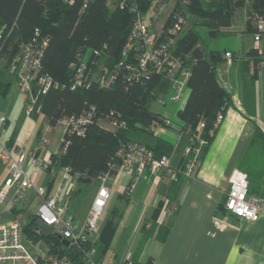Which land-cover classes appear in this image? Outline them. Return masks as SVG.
I'll list each match as a JSON object with an SVG mask.
<instances>
[{
    "label": "trees",
    "instance_id": "1",
    "mask_svg": "<svg viewBox=\"0 0 264 264\" xmlns=\"http://www.w3.org/2000/svg\"><path fill=\"white\" fill-rule=\"evenodd\" d=\"M148 2L143 1L141 7L148 8ZM255 12H264V0H176L164 20L159 39L169 34L180 21L182 29L177 35L174 54L184 58L191 70L187 100L177 111L182 127L175 150L174 143L155 130L158 126L172 127L167 121L170 119L153 108L155 98L169 92L170 80L153 68L143 77H134V71L127 66V62L133 60V54L124 53L133 15L119 6L110 7L106 0H0V27L4 28L0 97L6 96L16 82L19 45L47 38L41 62L43 71L51 74L53 82L38 98V110L33 115L53 125L65 116L89 117L83 133L66 135L70 142L65 152L61 151L60 145L57 152L50 154L51 167H69L71 178L78 182L96 181L105 173L116 176L122 162L118 149L124 143L133 142L147 146L157 158L173 153L172 166L178 172V178L169 180L168 186L174 191L185 177L191 157L185 154L186 146L191 140L203 139L198 155L203 162L221 125L217 123L219 115L224 117L227 108L233 104L231 92L219 77V67L225 60L231 62L239 56L234 51L209 49L198 29L207 27L209 34L216 36L241 22L245 26L242 32L253 34L257 24L245 17ZM226 52L232 54L231 58ZM245 56L250 57L245 63L246 83L251 84L263 57L254 44ZM82 61L87 64V69L81 76V84L75 85L77 67ZM10 64L15 65L13 73L5 69ZM102 79L108 80V84ZM113 121H125L126 126H111ZM243 169L252 187H258L264 173V132L259 127ZM163 205L164 200H161L157 206L158 214ZM37 221L38 217L30 214L23 226V232L29 238H44L49 243V253L68 255L75 264H83V255L78 248L65 245L58 234L45 236ZM170 227V222L159 223L152 217L146 218L141 226L139 248L152 235L165 240ZM84 246L94 247L90 239Z\"/></svg>",
    "mask_w": 264,
    "mask_h": 264
},
{
    "label": "crops",
    "instance_id": "2",
    "mask_svg": "<svg viewBox=\"0 0 264 264\" xmlns=\"http://www.w3.org/2000/svg\"><path fill=\"white\" fill-rule=\"evenodd\" d=\"M236 24L241 28L240 32L245 30L244 25ZM243 32L251 33L252 42L242 45L241 52L225 49L234 51L239 57L231 62L227 59L219 67V77L231 92L233 104L227 108L197 172L193 176H185L174 191L168 186L169 180L163 178L162 170L156 174L147 172L135 178L132 170L124 169L110 181L112 195L101 226L90 235L101 263L107 264L110 258L119 262L133 257L135 264H264V212L258 220L253 221L231 214L222 207L233 172L237 169L246 172L243 162L256 129L259 127L264 132V68L258 67L255 80L251 84L246 83L245 63L249 56L245 55L253 47L254 38L252 32ZM188 93L187 87L181 107ZM177 124L180 127L171 125L174 128H155L158 134L174 143L175 149L181 138L182 127V124ZM5 129L6 126L2 130V137ZM4 140L11 147L20 146L13 137ZM50 154L48 151L45 155ZM57 170L55 168L54 176L47 186L48 193ZM62 171L69 182L66 187L65 183L60 185L59 189H63L59 194L60 202L74 209L68 211L70 214L83 220L98 192L99 181H74L70 175L66 177L63 168ZM248 181L249 192L264 201V173L258 187H252L249 177ZM130 183L134 184V190L127 193L126 188ZM92 185L95 186L93 199L84 214L81 201ZM161 200H164V205L158 214L157 206ZM167 203L173 209L170 215L166 211ZM6 206L4 211L7 214L18 212L17 206ZM151 217L159 223L170 222V231L165 240L161 241L152 235L139 248L141 226L146 218Z\"/></svg>",
    "mask_w": 264,
    "mask_h": 264
},
{
    "label": "built area",
    "instance_id": "3",
    "mask_svg": "<svg viewBox=\"0 0 264 264\" xmlns=\"http://www.w3.org/2000/svg\"><path fill=\"white\" fill-rule=\"evenodd\" d=\"M62 1L71 2L73 0ZM90 1L94 0H85V2ZM106 1L109 5L112 3L121 9H127L133 15V23L124 46V53L132 52L133 54V60L127 62V66L134 71V77L139 78L149 74L150 68L163 73L170 80V90L167 94L160 93L155 98L156 104L166 105L169 101L181 102L191 76V70L185 64L184 58L174 54L177 35L182 29V25L179 21L170 33L162 39L159 38L162 36L163 24L157 28V23L163 16L170 0H149L145 12L140 10L142 2L145 0ZM245 18L257 24L253 33L254 48L262 55L263 60H261L259 67L264 68V12H255ZM180 20L183 23L186 22L185 19ZM3 34L4 28L0 27V64L3 57L1 45ZM47 43V38H43L41 42L34 39L19 45L20 65L16 83L21 93L26 95V112L29 115L38 110V98L46 93L53 82L51 74L43 71L41 62ZM226 56L231 58L232 54L226 52ZM86 69L87 64L85 62L79 63L75 85L81 84V76ZM102 82L108 84V80L102 79ZM88 120L87 115H80L65 116L57 122L63 133L60 144L61 151L65 152L69 146L70 141L66 135L74 132L83 133ZM7 121V114L0 112V174H3L0 182V205L17 206L19 202L26 199L29 189H34V201L37 206L34 214L38 219L49 225L53 233L67 238L70 245L78 248L83 255V264H103L97 260L96 248H86L84 244L90 239V235L97 232L101 226L105 209L112 195L109 183L115 175L105 173L99 176V188L95 199L86 217L79 220L66 210L60 202L58 193L49 195L47 187L38 188L35 186V173L31 171V167L43 165L45 170L55 173V168L51 167L50 155H45L43 160L37 157L47 142L46 134H42L36 146L27 153L24 147H11L2 138V130ZM222 121L223 117L219 115L217 123ZM52 125L48 123L42 129L49 132ZM112 126H126V122L113 121ZM203 143L204 140L200 138L191 140L186 146L185 154L191 156L185 170L186 177L193 176L202 165L198 155ZM117 154L122 159L119 171L132 170L135 178L141 177L147 172L156 174L161 170L164 179L176 181L178 178V172L172 166L173 153L157 158L147 146L127 142L121 145ZM63 169L66 177H68L70 168ZM133 190L134 184L130 183L126 191L131 193ZM226 193L227 198L224 207L231 214L255 221L264 212V201L259 196L249 192L248 176L243 170L237 169L233 172ZM167 205L168 203L165 206ZM166 211L170 215L173 209L167 206ZM31 242L32 240L26 239L23 235V224L19 220L0 222V264H75L68 255L44 252L41 249L38 257H34L27 246ZM107 264H135V261L133 257L122 259L119 262L110 258Z\"/></svg>",
    "mask_w": 264,
    "mask_h": 264
},
{
    "label": "rangeland",
    "instance_id": "4",
    "mask_svg": "<svg viewBox=\"0 0 264 264\" xmlns=\"http://www.w3.org/2000/svg\"><path fill=\"white\" fill-rule=\"evenodd\" d=\"M175 2L176 0H170L163 16L159 19L157 23V28H160V26L163 24L169 12L172 10ZM109 6L114 7L116 5L111 3ZM140 10L145 12L147 8L144 9L140 6ZM239 29L240 28H238L237 25L235 26L233 25L231 28L227 29V31H222L216 36H211L209 34V29L207 27H199L198 31L209 49L224 50L229 48L241 52L242 45H245L246 43L249 44L252 42V35L251 33L239 32ZM14 66L10 64V67H7L5 69H8L11 73H13L15 68ZM16 76L14 75L15 81H16ZM181 105L182 103L179 101L178 102L169 101L166 105L155 104L153 108L155 111L160 112L168 119H170L171 122L181 124V120L176 114L177 110L181 107ZM0 112L6 113L7 116L9 117V120L6 124V129L3 133V137H2L3 139L8 140L10 139V137H13L14 141L19 143L20 146L24 147L25 151L29 153L33 149V147L36 146L41 135L45 133L47 136V142L45 143L43 150L37 155V157L43 160L45 154L48 151L50 153H54L59 150V146L63 139L62 137L63 133L61 128L59 127L58 124H55L52 125V128L49 132H45V130L42 129L44 125L48 124V122L42 118H36L33 115L34 113L29 115L26 112V95L21 93V91L18 89V85L16 82L12 85L6 96L0 97ZM64 168H66V166ZM31 170L34 173L36 172L35 186L38 188L43 186L47 187L49 185L50 179H52L54 176V173L45 170L43 165L33 166L31 167ZM2 177L3 174H0V182L2 180ZM68 182L69 179L64 178L62 169L60 170L58 169L55 180L53 181V184L50 188L49 195L62 193L63 189H59L60 185L62 183H65V187H66L68 185ZM94 190H95V186L92 185L88 189L86 195H84L81 201L82 211L84 214H86L91 199H93ZM34 196L35 193L33 189L30 192H28L27 197L24 201L18 203L17 205L18 212H16L14 215H9L7 214L8 212L6 213L4 211V209L7 207L6 204L0 205V222H8V221L10 222L17 219L20 222H22V224H26L28 222V216L30 214H34L37 209L36 203L34 201ZM65 208L67 211L71 209L69 208V206ZM71 210L73 211L74 209ZM81 215L84 216L83 214ZM23 235L25 237H28V234L25 231L23 232ZM27 246L29 251L32 253L34 257H38L40 249L43 250L44 252H47L49 250V243L44 238H41L39 240L33 239L31 243L27 244Z\"/></svg>",
    "mask_w": 264,
    "mask_h": 264
},
{
    "label": "water",
    "instance_id": "5",
    "mask_svg": "<svg viewBox=\"0 0 264 264\" xmlns=\"http://www.w3.org/2000/svg\"><path fill=\"white\" fill-rule=\"evenodd\" d=\"M171 125L176 126V127H180L177 123H174V122H171ZM37 225H38L40 231L45 236H50L51 234H53L52 228L49 225H47L45 222H43L41 219H38ZM59 237L61 238L62 242L65 245H70V241L67 238H63L61 235H59Z\"/></svg>",
    "mask_w": 264,
    "mask_h": 264
}]
</instances>
